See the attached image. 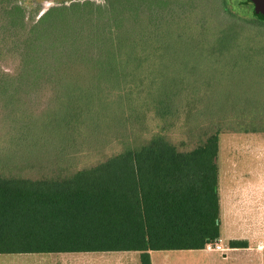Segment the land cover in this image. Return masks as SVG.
<instances>
[{"label":"rangeland","instance_id":"rangeland-1","mask_svg":"<svg viewBox=\"0 0 264 264\" xmlns=\"http://www.w3.org/2000/svg\"><path fill=\"white\" fill-rule=\"evenodd\" d=\"M58 1L0 0V172L39 180L95 166L131 140L160 135L187 152L217 132L221 240L240 239L244 178L250 224L257 223V210L264 212V22L244 23L253 6L247 0H224L225 8L217 0ZM16 5L23 10L10 18ZM54 7L69 10L40 23ZM136 41L148 48H136L142 45ZM155 47L167 56L158 86L166 112L153 97L155 86L133 102L115 93L113 78L92 76L111 54ZM65 86L105 94L91 114L98 125L57 124L68 101ZM83 97L80 104L89 102ZM62 256L43 255L53 262Z\"/></svg>","mask_w":264,"mask_h":264},{"label":"trees","instance_id":"trees-1","mask_svg":"<svg viewBox=\"0 0 264 264\" xmlns=\"http://www.w3.org/2000/svg\"><path fill=\"white\" fill-rule=\"evenodd\" d=\"M217 1L225 8L224 0ZM22 10L12 6L7 14L15 17ZM67 10L51 8L40 23ZM249 20L244 23L264 22L254 14ZM137 44L148 48L143 41ZM151 50L111 54L106 68L92 76L98 81L113 78L109 84L115 93L133 102L155 86L153 97L161 104L160 113L166 112L158 86L167 56L157 47ZM65 88L68 101L61 105L57 124L75 129L88 120L92 127L98 125L91 114L105 94L89 95L94 88ZM81 95L89 102L80 104ZM218 153L217 132L187 152L153 135L144 143L131 140L103 162L70 173L29 180L0 172V255L139 252L140 263L150 264L152 251L203 250L220 239ZM228 246L243 249L247 243L229 241Z\"/></svg>","mask_w":264,"mask_h":264},{"label":"crops","instance_id":"crops-1","mask_svg":"<svg viewBox=\"0 0 264 264\" xmlns=\"http://www.w3.org/2000/svg\"><path fill=\"white\" fill-rule=\"evenodd\" d=\"M247 178V177H246ZM242 181V236L240 239L221 240L212 246L218 245L221 250H187V251H152L149 252L150 264H264V226L260 221L264 212L257 210L259 217L257 223L250 224L251 211L247 206V183ZM220 223V221H219ZM229 241H243L247 247L243 249H231ZM43 255H63L61 261H48ZM0 264H141L139 252H96V253H72V254H18L0 255Z\"/></svg>","mask_w":264,"mask_h":264},{"label":"water","instance_id":"water-1","mask_svg":"<svg viewBox=\"0 0 264 264\" xmlns=\"http://www.w3.org/2000/svg\"><path fill=\"white\" fill-rule=\"evenodd\" d=\"M253 6V14L264 19V0H250Z\"/></svg>","mask_w":264,"mask_h":264},{"label":"built area","instance_id":"built-area-1","mask_svg":"<svg viewBox=\"0 0 264 264\" xmlns=\"http://www.w3.org/2000/svg\"><path fill=\"white\" fill-rule=\"evenodd\" d=\"M206 248L208 250H217V251H220L221 250L220 246H218V245L212 246L211 244L207 245Z\"/></svg>","mask_w":264,"mask_h":264}]
</instances>
